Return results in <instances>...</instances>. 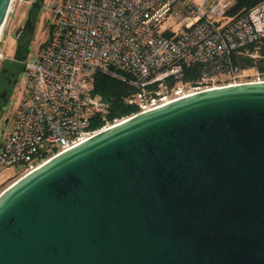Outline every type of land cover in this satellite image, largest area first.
Masks as SVG:
<instances>
[{
	"label": "water",
	"instance_id": "95a60500",
	"mask_svg": "<svg viewBox=\"0 0 264 264\" xmlns=\"http://www.w3.org/2000/svg\"><path fill=\"white\" fill-rule=\"evenodd\" d=\"M0 264H264V81L139 113L20 178Z\"/></svg>",
	"mask_w": 264,
	"mask_h": 264
},
{
	"label": "built area",
	"instance_id": "2783aa9c",
	"mask_svg": "<svg viewBox=\"0 0 264 264\" xmlns=\"http://www.w3.org/2000/svg\"><path fill=\"white\" fill-rule=\"evenodd\" d=\"M25 1L32 3L11 0L0 30V62L10 57L2 51L9 16ZM209 2L63 0L56 5L49 37L23 63L28 77L1 142L0 186L16 178L7 189L64 151L169 101L264 81L259 72L241 80L239 72L247 69L230 58L236 49L264 38V2L235 13V0ZM192 65L201 66V73L186 80ZM100 74L132 88L125 98L132 111L111 113L110 101L96 91Z\"/></svg>",
	"mask_w": 264,
	"mask_h": 264
},
{
	"label": "rangeland",
	"instance_id": "374dc122",
	"mask_svg": "<svg viewBox=\"0 0 264 264\" xmlns=\"http://www.w3.org/2000/svg\"><path fill=\"white\" fill-rule=\"evenodd\" d=\"M33 1L32 3H28L27 1L23 2L16 14L11 13L9 16V20L5 26L4 29V37H5V42L2 45V51L6 56L14 57L15 51L17 48L18 40L22 36L21 29L25 25L28 14L30 10L32 9L33 6ZM63 0H46L40 11L38 12V23L37 27L34 33L33 40L30 43V53H29V58H34L39 49L42 47L44 42L47 40L49 37L52 24L54 23L55 20V10L54 8L56 5L60 4ZM188 1H195V0H188ZM215 0H210L208 3L209 6L214 5ZM233 3V2H231ZM241 74V80H247L250 77H247V75H251L252 77H257L258 72L255 69H247L243 70L242 72H239ZM262 78H264V74L261 75ZM28 77V72L24 69L21 70L20 75H19V80L18 83L14 89V93L10 99V102L5 110V113L3 114L1 120H0V147H1V142L3 141L7 129L9 127V123L6 121L9 119L13 118L16 109L18 108L24 94V88L26 86V81ZM12 173V171H10ZM14 179L9 180L5 184L0 186V193L11 183ZM3 179H0V182H2Z\"/></svg>",
	"mask_w": 264,
	"mask_h": 264
},
{
	"label": "trees",
	"instance_id": "16d2710c",
	"mask_svg": "<svg viewBox=\"0 0 264 264\" xmlns=\"http://www.w3.org/2000/svg\"><path fill=\"white\" fill-rule=\"evenodd\" d=\"M264 2V0H235L232 12L248 11L252 7ZM257 51V57L250 55V51ZM233 64L242 69H255L264 74V38L256 43H250L233 51L230 55ZM225 62V58L222 59ZM201 66L192 65L186 69V80H192L201 73ZM132 88L123 81L114 79L108 75H98L96 91L101 92L111 104V113L124 115L132 111V107L125 101L126 96L131 93Z\"/></svg>",
	"mask_w": 264,
	"mask_h": 264
},
{
	"label": "flooded vegetation",
	"instance_id": "af4514ba",
	"mask_svg": "<svg viewBox=\"0 0 264 264\" xmlns=\"http://www.w3.org/2000/svg\"><path fill=\"white\" fill-rule=\"evenodd\" d=\"M35 1L36 0H34L33 3ZM45 1L46 0H39V7L32 6V9L28 14V18L31 17L30 26L21 29L22 36L18 40L17 46H20L19 55L21 57L25 56V59L30 53L29 47L37 27L38 12ZM32 26L34 28L33 32L29 30ZM24 60H19L15 57H8L0 62V120L14 93V89L19 80L20 72L23 69Z\"/></svg>",
	"mask_w": 264,
	"mask_h": 264
},
{
	"label": "bare ground",
	"instance_id": "6f19581e",
	"mask_svg": "<svg viewBox=\"0 0 264 264\" xmlns=\"http://www.w3.org/2000/svg\"><path fill=\"white\" fill-rule=\"evenodd\" d=\"M169 102H172V101H169ZM169 102H167V103H169ZM167 103H166V104H167ZM164 105H165V104H164Z\"/></svg>",
	"mask_w": 264,
	"mask_h": 264
}]
</instances>
